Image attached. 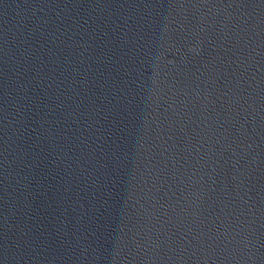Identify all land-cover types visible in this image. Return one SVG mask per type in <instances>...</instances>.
Listing matches in <instances>:
<instances>
[{"label":"water","instance_id":"water-1","mask_svg":"<svg viewBox=\"0 0 264 264\" xmlns=\"http://www.w3.org/2000/svg\"><path fill=\"white\" fill-rule=\"evenodd\" d=\"M0 264H264V0H0Z\"/></svg>","mask_w":264,"mask_h":264}]
</instances>
